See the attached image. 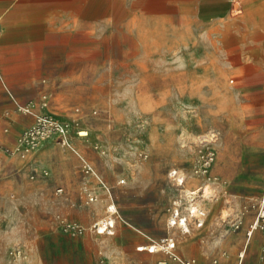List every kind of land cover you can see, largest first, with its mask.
I'll use <instances>...</instances> for the list:
<instances>
[{"label":"rangeland","instance_id":"374dc122","mask_svg":"<svg viewBox=\"0 0 264 264\" xmlns=\"http://www.w3.org/2000/svg\"><path fill=\"white\" fill-rule=\"evenodd\" d=\"M145 1L123 34L93 35L82 81L10 83L17 97L0 67V264H159L138 246L166 237L203 264H264L248 244L264 235H248L264 209V0ZM38 116L64 131L8 151ZM191 202L207 216L185 233L171 212Z\"/></svg>","mask_w":264,"mask_h":264},{"label":"crops","instance_id":"0c3cea01","mask_svg":"<svg viewBox=\"0 0 264 264\" xmlns=\"http://www.w3.org/2000/svg\"><path fill=\"white\" fill-rule=\"evenodd\" d=\"M144 3L154 9L172 0ZM1 4L7 5L0 14V67L5 82L42 79V91L52 93L59 89L50 85L84 80L81 67L92 66L93 35L123 34L125 14L142 12L141 0H0ZM0 97L5 98L1 88ZM249 243L251 255L263 253V234L256 232ZM246 264H255L253 256Z\"/></svg>","mask_w":264,"mask_h":264},{"label":"built area","instance_id":"2783aa9c","mask_svg":"<svg viewBox=\"0 0 264 264\" xmlns=\"http://www.w3.org/2000/svg\"><path fill=\"white\" fill-rule=\"evenodd\" d=\"M0 80H3L1 70ZM9 93L13 97V94L10 91ZM22 108L24 107L19 106V109ZM53 129L64 131L65 128L61 123L55 122L52 119L38 116L32 124H30L20 134H18L13 144L6 145L5 147L8 151L25 155L38 145L41 138H45L46 136L50 135ZM85 168L87 172L92 171V167L89 164H86ZM177 173L178 172L175 171L174 175L176 176ZM180 182H183V179H180ZM90 199H94V196L91 195ZM192 200H195V196H191V201ZM206 216V210L193 202H191L186 212L183 211L181 205L177 204L172 208L170 224L172 226H179L183 232L187 233L191 232V223H193L196 227L203 226ZM113 226L114 222H106L104 224V228H102L101 225L99 226V232H105ZM258 228L264 230V209L262 206L260 207L256 217L250 225L248 235L251 236L253 231ZM138 249L142 250V248H140L139 246ZM143 249H147L149 252H156L160 250L163 251L164 255L158 260L159 264H203L194 256L184 257L180 255L176 251V241L173 237H166L160 243H151L149 245H146V247ZM261 259L262 261H264V253L261 255ZM261 264H263V262Z\"/></svg>","mask_w":264,"mask_h":264},{"label":"bare ground","instance_id":"6f19581e","mask_svg":"<svg viewBox=\"0 0 264 264\" xmlns=\"http://www.w3.org/2000/svg\"><path fill=\"white\" fill-rule=\"evenodd\" d=\"M81 134H87V131H81L80 132ZM108 209L109 210H114L115 209V206L114 205H111L110 207H108ZM102 221V224H101V227L102 228H104V224L106 223V222H114L115 221V219H111V218H107V219H103V220H101ZM104 232V231H103ZM139 247L140 248H145L146 247V245L145 244H142V245H139Z\"/></svg>","mask_w":264,"mask_h":264}]
</instances>
